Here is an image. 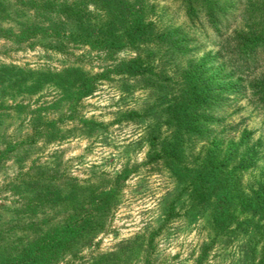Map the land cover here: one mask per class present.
Masks as SVG:
<instances>
[{"label":"rangeland","instance_id":"obj_1","mask_svg":"<svg viewBox=\"0 0 264 264\" xmlns=\"http://www.w3.org/2000/svg\"><path fill=\"white\" fill-rule=\"evenodd\" d=\"M122 1L0 0V264H264V0Z\"/></svg>","mask_w":264,"mask_h":264},{"label":"trees","instance_id":"obj_2","mask_svg":"<svg viewBox=\"0 0 264 264\" xmlns=\"http://www.w3.org/2000/svg\"><path fill=\"white\" fill-rule=\"evenodd\" d=\"M106 1L107 0H101V8L98 6V8L96 9L98 11H104V19L111 18L112 20L113 14L110 15L106 13V10L104 8L107 3ZM124 4L125 3H123L122 0H113L112 9L116 8L117 5H121L120 7L124 9ZM76 5L74 4L72 8L77 9L74 8V6ZM72 8H70L69 14L68 11L66 12V10H62V13L65 14L67 18L68 15L69 18L77 16L78 12L76 10L72 11ZM129 11H131V9H129ZM132 16L133 13H131L129 16H126V18L131 19ZM111 20L110 22H113V20ZM44 31L45 30L43 28L37 25L27 27L19 31L18 33H15L8 29L0 28V38H5L8 40L13 39L16 41L22 39L23 41H28L32 40L38 35H46V31ZM87 86V82L85 81L84 84L78 90H76L75 93L80 92L81 94H84L85 88ZM108 194V192H103L98 195L96 199H104ZM94 202H96L95 198ZM257 204H260V201H258ZM88 215H90V211L87 209L78 215L74 214L70 216L61 226L57 227L53 231V233L40 239L34 244L28 245L27 248L20 252L16 257L11 258L8 263L4 264H52L60 255L65 252L67 246H69L70 240L87 228Z\"/></svg>","mask_w":264,"mask_h":264}]
</instances>
